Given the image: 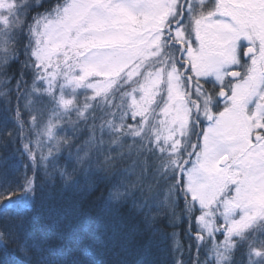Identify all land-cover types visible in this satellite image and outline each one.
I'll return each instance as SVG.
<instances>
[{
  "label": "snow or ice",
  "instance_id": "snow-or-ice-1",
  "mask_svg": "<svg viewBox=\"0 0 264 264\" xmlns=\"http://www.w3.org/2000/svg\"><path fill=\"white\" fill-rule=\"evenodd\" d=\"M43 7L0 0V65L23 57L4 81L16 85L3 94L0 135L5 146L26 140L29 162L14 178L0 160V248L15 245L12 264H106L113 244L140 251L118 264H157V222L176 227L178 209L205 264H264V0ZM101 186L99 209L86 204ZM38 200L84 259L46 249L14 219ZM164 238L179 250L175 232Z\"/></svg>",
  "mask_w": 264,
  "mask_h": 264
},
{
  "label": "trees",
  "instance_id": "trees-1",
  "mask_svg": "<svg viewBox=\"0 0 264 264\" xmlns=\"http://www.w3.org/2000/svg\"><path fill=\"white\" fill-rule=\"evenodd\" d=\"M39 2V0H37ZM57 0H43L44 7L38 9L37 11L43 13L45 9L50 6H54ZM35 12L32 13L35 16ZM31 22V21H30ZM23 62V57H21L20 61L18 62H9V65L5 67L0 65V106L3 105L4 100L8 99V97L4 96L3 94L6 91V87L15 88L16 79H11V83L5 85L4 81L10 77H18L20 73L21 64ZM29 86H31V77H27ZM12 105L13 107L16 106V99L15 93L11 96ZM2 113H0V117H2ZM25 120L29 119L27 115L23 117ZM75 120V115L71 117ZM3 127L2 119H0V128ZM8 128L15 130V126L11 123L7 125ZM69 128H65L62 132H58V136H63L65 134L71 135V131ZM24 134L28 135V128L25 127ZM27 141H20L18 143H7L5 146V140L2 135H0V160L7 161V168L13 174V177L22 176L25 171V165L29 162L28 160L20 158V152L18 149L21 147L23 143ZM45 153L47 149L44 150ZM37 158H39V150H37ZM28 175L31 176V170L28 171ZM39 183V181H38ZM57 190H59V184H57ZM104 191L103 186L100 189L95 191L92 195L84 197L85 203L92 205L93 202L95 203V207L99 209L102 202L98 201V197L100 196L101 192ZM71 197L72 194H68ZM106 195V193H105ZM19 215H16L14 219L17 221L23 220L24 221V229L25 233L32 236L35 239H39L44 245L45 248H50L52 246H58L60 244L67 245L70 253L72 256H75L79 259H84L83 256L80 255L78 249V242L73 239L72 234L69 230L65 229L63 225H52L49 221L45 218L44 212L39 208V200L37 201L36 205L32 208H24L20 206L17 209ZM177 218H176V227H169L167 226L168 221L161 220L157 222L156 227L160 230L159 235V244L158 247L153 248L151 252V259L155 260L157 264H177L178 261H183V264H195L196 260L200 261V264H205V257L207 253V248L202 249L201 251H197V248L194 243L191 244L188 238L185 236V231L189 226L188 220H181L179 218V209L177 210ZM176 233V243L180 245L178 251L173 253L168 252V247L171 241H167L164 238V234ZM23 238V234H22ZM15 247L13 244L8 245V251H4L0 248V261L3 264H12V259H10L12 255V249ZM47 254V253H45ZM140 251L135 250L133 252H125L122 251L117 245L113 244L108 252V254L104 257L106 264H118L120 261H132L139 257ZM236 259L239 261L240 254L239 252L236 253Z\"/></svg>",
  "mask_w": 264,
  "mask_h": 264
},
{
  "label": "rangeland",
  "instance_id": "rangeland-1",
  "mask_svg": "<svg viewBox=\"0 0 264 264\" xmlns=\"http://www.w3.org/2000/svg\"><path fill=\"white\" fill-rule=\"evenodd\" d=\"M237 70H239V69H237ZM206 87H210V85H206ZM81 99H83V93L81 94ZM198 214V213H197ZM219 239H223V237L221 236V237H219Z\"/></svg>",
  "mask_w": 264,
  "mask_h": 264
},
{
  "label": "bare ground",
  "instance_id": "bare-ground-1",
  "mask_svg": "<svg viewBox=\"0 0 264 264\" xmlns=\"http://www.w3.org/2000/svg\"><path fill=\"white\" fill-rule=\"evenodd\" d=\"M53 225V224H52ZM54 226V225H53Z\"/></svg>",
  "mask_w": 264,
  "mask_h": 264
}]
</instances>
